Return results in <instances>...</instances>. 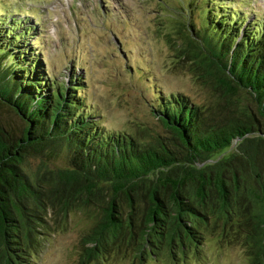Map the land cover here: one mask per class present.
Instances as JSON below:
<instances>
[{
    "label": "trees",
    "instance_id": "obj_1",
    "mask_svg": "<svg viewBox=\"0 0 264 264\" xmlns=\"http://www.w3.org/2000/svg\"><path fill=\"white\" fill-rule=\"evenodd\" d=\"M214 12L202 32L186 23V46L174 47L207 104L162 95L154 112L164 133L143 135L104 129L82 105L79 76L53 83L24 31L0 29V99L27 122L19 136L0 130V264H31L51 213L75 208L95 219L83 264L103 250L140 264L199 257L209 234L223 238L235 222L251 264H264V21ZM61 148L67 165L30 164Z\"/></svg>",
    "mask_w": 264,
    "mask_h": 264
},
{
    "label": "rangeland",
    "instance_id": "obj_2",
    "mask_svg": "<svg viewBox=\"0 0 264 264\" xmlns=\"http://www.w3.org/2000/svg\"><path fill=\"white\" fill-rule=\"evenodd\" d=\"M208 7H214L218 17L238 12V21H264V0H0V29L4 35L12 29L24 31L27 48L35 50L53 83L79 76L82 105L97 113L104 129L164 133L154 112L162 95L184 93L207 104L198 80L177 69L174 47L186 46V23L203 31ZM0 122L12 134L24 130L22 119L6 108H0ZM57 154L31 157L30 164L35 169L42 162L54 168L67 165V149ZM91 213L79 208L67 216L51 213L50 226L39 230L41 248L31 264H83V239L95 220ZM244 240L235 222L223 238L209 234L199 257H152L143 264H251ZM99 257L90 264H140L133 254L121 251L103 250Z\"/></svg>",
    "mask_w": 264,
    "mask_h": 264
},
{
    "label": "water",
    "instance_id": "obj_3",
    "mask_svg": "<svg viewBox=\"0 0 264 264\" xmlns=\"http://www.w3.org/2000/svg\"><path fill=\"white\" fill-rule=\"evenodd\" d=\"M0 108H6V109L10 110L11 112H13V115H15V116L18 115L23 121L24 129L27 127L26 119L23 117V115L20 112H18L14 108L13 105H11L10 103H8L5 100L0 99ZM0 130H3L2 132L5 133L6 135L9 132L8 127L6 128L5 126H3V124L1 122H0Z\"/></svg>",
    "mask_w": 264,
    "mask_h": 264
}]
</instances>
